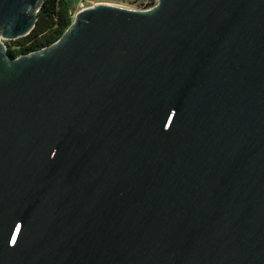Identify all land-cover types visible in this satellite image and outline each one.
<instances>
[{"label": "water", "instance_id": "water-1", "mask_svg": "<svg viewBox=\"0 0 264 264\" xmlns=\"http://www.w3.org/2000/svg\"><path fill=\"white\" fill-rule=\"evenodd\" d=\"M0 0V264H264V0L100 3L13 56Z\"/></svg>", "mask_w": 264, "mask_h": 264}, {"label": "trees", "instance_id": "trees-1", "mask_svg": "<svg viewBox=\"0 0 264 264\" xmlns=\"http://www.w3.org/2000/svg\"><path fill=\"white\" fill-rule=\"evenodd\" d=\"M154 0H143L141 9L154 5ZM77 9L75 0H44L33 30L25 37L11 41L8 51L15 57L38 51L57 42L72 22Z\"/></svg>", "mask_w": 264, "mask_h": 264}, {"label": "built area", "instance_id": "built-area-1", "mask_svg": "<svg viewBox=\"0 0 264 264\" xmlns=\"http://www.w3.org/2000/svg\"><path fill=\"white\" fill-rule=\"evenodd\" d=\"M113 2H114V0H79L78 3H77V9L72 14L71 18L73 20L77 12H79L81 10H84L86 8H89V7H93L96 4L113 3Z\"/></svg>", "mask_w": 264, "mask_h": 264}, {"label": "rangeland", "instance_id": "rangeland-1", "mask_svg": "<svg viewBox=\"0 0 264 264\" xmlns=\"http://www.w3.org/2000/svg\"><path fill=\"white\" fill-rule=\"evenodd\" d=\"M79 0H75L76 3H78ZM143 0H114V4L126 6V7H131V8H136V9H141L139 5L142 3ZM156 2V0H154ZM153 6V5H152ZM6 45L11 46L12 43L11 41H6L4 42Z\"/></svg>", "mask_w": 264, "mask_h": 264}]
</instances>
